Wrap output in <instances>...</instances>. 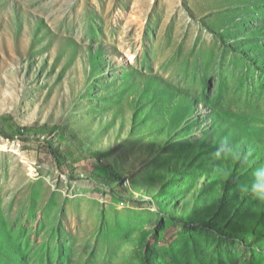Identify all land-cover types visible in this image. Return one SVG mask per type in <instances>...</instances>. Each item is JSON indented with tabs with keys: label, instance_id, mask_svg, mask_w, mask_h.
Wrapping results in <instances>:
<instances>
[{
	"label": "rangeland",
	"instance_id": "1",
	"mask_svg": "<svg viewBox=\"0 0 264 264\" xmlns=\"http://www.w3.org/2000/svg\"><path fill=\"white\" fill-rule=\"evenodd\" d=\"M261 168L264 0H0V264H264Z\"/></svg>",
	"mask_w": 264,
	"mask_h": 264
},
{
	"label": "clouds",
	"instance_id": "2",
	"mask_svg": "<svg viewBox=\"0 0 264 264\" xmlns=\"http://www.w3.org/2000/svg\"><path fill=\"white\" fill-rule=\"evenodd\" d=\"M257 177H264V168L257 170L254 174ZM250 193L260 200H264V187H259L256 182H253L249 188Z\"/></svg>",
	"mask_w": 264,
	"mask_h": 264
},
{
	"label": "trees",
	"instance_id": "3",
	"mask_svg": "<svg viewBox=\"0 0 264 264\" xmlns=\"http://www.w3.org/2000/svg\"><path fill=\"white\" fill-rule=\"evenodd\" d=\"M52 153H53V155L57 158V160L59 161V156L58 155H56L53 151H52ZM134 203H136L137 201H133Z\"/></svg>",
	"mask_w": 264,
	"mask_h": 264
}]
</instances>
